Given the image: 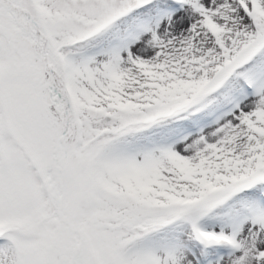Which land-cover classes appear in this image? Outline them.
Instances as JSON below:
<instances>
[{
  "label": "snow or ice",
  "instance_id": "6c2138e0",
  "mask_svg": "<svg viewBox=\"0 0 264 264\" xmlns=\"http://www.w3.org/2000/svg\"><path fill=\"white\" fill-rule=\"evenodd\" d=\"M0 264H264V0H0Z\"/></svg>",
  "mask_w": 264,
  "mask_h": 264
}]
</instances>
